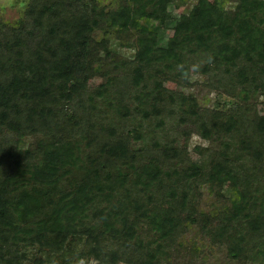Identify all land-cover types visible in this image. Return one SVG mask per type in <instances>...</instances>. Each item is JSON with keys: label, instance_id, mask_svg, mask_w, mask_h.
Masks as SVG:
<instances>
[{"label": "trees", "instance_id": "trees-1", "mask_svg": "<svg viewBox=\"0 0 264 264\" xmlns=\"http://www.w3.org/2000/svg\"><path fill=\"white\" fill-rule=\"evenodd\" d=\"M171 5L188 9L163 49ZM201 60L244 106L175 100L164 79L189 81ZM95 77L105 82L91 91ZM251 91L264 95V0H27L19 20H0V264H163L193 224L238 263L264 264V117ZM169 106L217 140L200 164L176 139L146 157L132 148ZM136 114L118 138L113 125ZM200 181L230 184L221 217L196 216Z\"/></svg>", "mask_w": 264, "mask_h": 264}, {"label": "rangeland", "instance_id": "rangeland-1", "mask_svg": "<svg viewBox=\"0 0 264 264\" xmlns=\"http://www.w3.org/2000/svg\"><path fill=\"white\" fill-rule=\"evenodd\" d=\"M26 4L27 0H0V20L11 23L16 22L24 14ZM185 9L187 10L188 8L175 5L170 6L169 20L166 27L159 35L158 44L160 48H167L170 41L176 36V31L181 29V15ZM198 64V66L201 67L198 70L193 69L196 66L191 67L190 65L192 76L189 78V81L181 79L180 82H176L164 79V87L168 91L174 93L175 100L179 99L181 96L193 97L196 99L200 109L207 111L215 109L229 111L232 106L242 105V101L238 98V94L241 91L240 86H238L237 89H230V87L226 90L220 89L217 87V83H211V76L209 73L202 71V67L207 63L201 60ZM104 82L105 79L103 77H95L89 81L88 88L91 91L95 90ZM209 86H211V88ZM214 86L216 89H214ZM251 92L252 96L247 105L251 106V115L254 117H264V95L262 93L256 95L253 91ZM114 95L115 93H111V97ZM170 101L169 104L174 105V101ZM244 105L245 104L242 106ZM179 113L180 112L176 108L174 109V107L169 106V110L166 111L162 117L164 124L159 125V119H153L151 122L148 120L143 121V123H141V128H139L140 131L138 130L141 138L132 139V148L141 150V157H146V155L156 151L153 144L154 142H159L164 145L170 140L176 139L179 148H186L189 159L200 164L203 160L201 154L203 149H215L216 147L214 145L217 143V140L215 143L214 140H205L199 129L193 126V124L191 126L182 124V116H180ZM132 117L127 119H131ZM140 118L141 117L136 114L131 121L121 119L120 124L117 123L113 125L116 126V130L118 131L119 136L117 135V137L121 138L137 129L136 125ZM31 140L32 142L30 140L26 141L27 146L32 147L31 145L35 141V138H31ZM234 140L236 142L238 141L237 139ZM171 169L173 170V168ZM196 186L197 191L195 192V186L192 191L194 193V204L197 217L200 218L202 214L211 217H221L220 215L231 206L227 199V197L230 196L229 183H225V185L222 186V190L218 187H211L210 184L205 181L198 182ZM143 228V239L148 241L151 234L147 233V226ZM168 251L169 256L163 259V264H240L237 259L234 260L229 255L228 244L203 233L199 224H193L188 230L182 233L179 239H177L174 247L168 249ZM90 264L98 263L93 261Z\"/></svg>", "mask_w": 264, "mask_h": 264}, {"label": "clouds", "instance_id": "clouds-1", "mask_svg": "<svg viewBox=\"0 0 264 264\" xmlns=\"http://www.w3.org/2000/svg\"><path fill=\"white\" fill-rule=\"evenodd\" d=\"M78 264H83V261L81 260V261H78Z\"/></svg>", "mask_w": 264, "mask_h": 264}]
</instances>
